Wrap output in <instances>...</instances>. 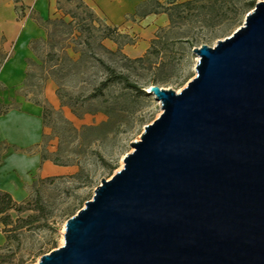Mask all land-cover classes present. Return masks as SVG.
<instances>
[{
  "label": "water",
  "instance_id": "water-1",
  "mask_svg": "<svg viewBox=\"0 0 264 264\" xmlns=\"http://www.w3.org/2000/svg\"><path fill=\"white\" fill-rule=\"evenodd\" d=\"M179 92L35 264H264V0L192 49Z\"/></svg>",
  "mask_w": 264,
  "mask_h": 264
},
{
  "label": "rangeland",
  "instance_id": "rangeland-1",
  "mask_svg": "<svg viewBox=\"0 0 264 264\" xmlns=\"http://www.w3.org/2000/svg\"><path fill=\"white\" fill-rule=\"evenodd\" d=\"M257 1L197 0L191 9L182 11L183 18L175 17L149 41L144 39L146 43L139 42L138 33L116 27L117 42L102 41L113 52L119 44L121 51L115 54L98 46L101 27L109 24L92 5L84 2L86 7H78L77 0H56L46 18L34 16L44 35L28 44L23 83L7 87L0 81V111L19 109L26 102L41 106L43 138L29 151L36 150L45 161L66 168L60 174L35 176L27 197L18 202L24 210L6 213L12 224L0 222V264H35L40 256L61 246L65 222L92 198L102 178L109 179L122 167L123 157L132 151L130 144L139 140L144 127L161 113L154 95L124 89L121 84H112L102 96L89 98L93 87L105 77L93 55L128 74L145 92L150 85L179 92L195 76L197 55L192 49L214 46L230 36L254 8L250 3ZM67 10L77 11V19L95 26L93 37L88 38L90 46L81 47L73 41L75 37L65 33L69 27L54 25L60 18L71 20L64 15ZM16 14L22 19L31 9L17 5ZM60 28L64 32H59ZM12 51V44L0 49V70Z\"/></svg>",
  "mask_w": 264,
  "mask_h": 264
},
{
  "label": "crops",
  "instance_id": "crops-1",
  "mask_svg": "<svg viewBox=\"0 0 264 264\" xmlns=\"http://www.w3.org/2000/svg\"><path fill=\"white\" fill-rule=\"evenodd\" d=\"M56 0H0V49L12 44L11 57L0 70V81L7 87L18 86L26 76V58L30 41L44 35L34 16L46 18ZM95 7L96 11L112 27L123 32H136L140 41L150 40L156 31L170 24L166 13L135 14L146 0H82ZM186 1V0H178ZM31 9L18 19L16 6ZM138 43H136L137 46ZM133 46V47H134ZM148 45H146L147 47ZM42 107L24 103L19 109H9L0 115V190L8 192L19 202L28 195L33 178L56 175L65 171V166L52 164L42 159L35 148L42 140L44 125Z\"/></svg>",
  "mask_w": 264,
  "mask_h": 264
},
{
  "label": "trees",
  "instance_id": "trees-1",
  "mask_svg": "<svg viewBox=\"0 0 264 264\" xmlns=\"http://www.w3.org/2000/svg\"><path fill=\"white\" fill-rule=\"evenodd\" d=\"M15 2H18L19 0H14ZM60 0H58L59 2ZM197 0H186V1H178V0H164V2H161L160 0H156L155 2H152V0H146L142 4L138 6V8L135 11V14L138 16H144L149 13H159L163 12L166 13L169 22L173 23L175 20V17L183 18L181 15L182 11L186 9H191L193 5L196 3ZM218 0H214V2H217ZM220 1V0H219ZM78 7L85 6V3L82 0H77ZM250 5L253 7L255 6L254 2H251ZM251 7V8H252ZM65 16L70 17V21H66L63 18H60L56 21H54V25L58 27H69L68 30L65 31L67 35H71L73 41H75L77 44H82L85 46H90L88 38L93 37L92 35V29H95V26H91L88 22H84V18H78V12L75 10H67L64 12ZM93 14L89 12L88 16L91 18V20H95L92 16ZM51 21V20H49ZM63 30L60 28L59 32H62ZM76 31V32H75ZM102 33L98 36V46L103 49L105 52H108L110 54L120 53V45L118 44V48L115 52L108 50L103 44L102 41L105 39H110L114 42L116 41L115 35H118L116 27H112L109 25H105L101 27ZM64 32V31H63ZM77 33V36H75ZM84 32H88L87 36H83ZM49 33L47 36L50 38ZM80 57L82 58L84 52L82 48L78 50ZM51 56V54H49ZM93 55V54H92ZM95 59L102 65L105 77L101 79L98 84H96L91 93L89 94V98H97L99 96H102L104 94V91L112 84H121L124 89L137 91L143 95H149V93H146L141 86H139L136 82L130 80V77L126 73H122L117 71L115 68L111 67L110 65L106 64L104 60L96 55H93ZM138 61L141 60V58L136 59ZM7 111H0V115L6 113ZM42 159L45 160V156L41 155ZM10 210H15L18 212H21L24 210V206L19 205L18 202H16L12 196L5 191L0 190V222L5 226H10L11 219L8 214H6Z\"/></svg>",
  "mask_w": 264,
  "mask_h": 264
}]
</instances>
